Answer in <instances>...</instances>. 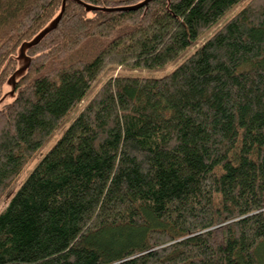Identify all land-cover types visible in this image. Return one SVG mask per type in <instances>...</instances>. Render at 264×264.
Here are the masks:
<instances>
[{
	"label": "trees",
	"instance_id": "16d2710c",
	"mask_svg": "<svg viewBox=\"0 0 264 264\" xmlns=\"http://www.w3.org/2000/svg\"><path fill=\"white\" fill-rule=\"evenodd\" d=\"M62 3L0 110V264H262L264 0H0V94Z\"/></svg>",
	"mask_w": 264,
	"mask_h": 264
},
{
	"label": "rangeland",
	"instance_id": "374dc122",
	"mask_svg": "<svg viewBox=\"0 0 264 264\" xmlns=\"http://www.w3.org/2000/svg\"><path fill=\"white\" fill-rule=\"evenodd\" d=\"M63 3L61 4V7L59 11L52 17L50 21H48L38 32L29 38L28 40H25L22 42L14 52V64L13 67L14 69L10 71L5 78L4 83L1 86V94H0V110L4 109L5 106L10 103L15 95H16V90L14 89L15 82L18 80L20 76H22L27 69V63L29 61V54H28V47L31 45L33 42L38 40L55 22L56 19L58 18L61 8H62ZM89 15H91V11H87ZM173 67H170L167 71L172 70ZM42 153V152H41ZM41 153L31 162L29 165L25 167V169L22 171L20 176L17 178V180L13 183L11 190H14L17 185L20 184V182L25 178V176L28 174L30 169L34 166L35 162L37 159L40 157ZM11 192V191H10ZM10 192L1 193L0 195V210L3 208L5 205L8 195ZM261 259H262V264H264V249H262L261 252Z\"/></svg>",
	"mask_w": 264,
	"mask_h": 264
}]
</instances>
